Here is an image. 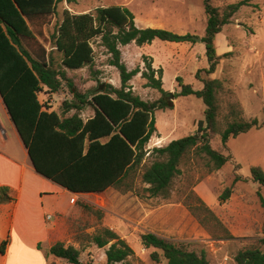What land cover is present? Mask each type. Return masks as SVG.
<instances>
[{"label":"trees","instance_id":"1","mask_svg":"<svg viewBox=\"0 0 264 264\" xmlns=\"http://www.w3.org/2000/svg\"><path fill=\"white\" fill-rule=\"evenodd\" d=\"M63 0H0V94L30 156L36 171L76 194L103 193L115 187L123 191H135L133 177L142 171V181L147 183L145 197L170 196L174 179L181 173L182 159L190 152L208 159L213 169H220L232 157L215 149L211 143L220 136L222 146L229 149V142L239 134L264 125L256 117L245 119L242 106H231V121L222 123L218 94L224 84L213 78L220 62L216 40L225 25L243 6L252 0H240L226 5L215 6L212 0H203L207 15V25L202 42L206 47L209 65L199 69L196 78L203 83L201 89L184 83L178 78L180 91L175 96L196 95L203 99L205 120L200 121L195 133L172 140L165 146L154 147L149 156L147 145L157 131L155 112L174 108L163 87V69L153 66V57L143 55L144 69L140 66L130 69L123 59L122 47L131 43L138 46L151 44L159 39L168 42L195 41L192 34H179L159 27H139L134 12L127 6L112 4L98 6L93 11L73 13L63 12V18L53 34V51L60 53L57 62L52 53L48 60L32 57L22 42L23 37L34 38L28 18L54 12ZM98 44L108 54L107 64L118 69L121 85L107 83L102 90L90 96L75 86L68 70L89 67L95 69ZM141 73L146 78V86L162 93L156 100H145L136 94L131 80ZM158 74V76H156ZM68 85L73 99L64 101L62 113L51 110L39 98L44 90L59 92ZM86 106L94 109L87 119L82 116ZM74 110L73 113L69 114ZM251 180L264 187V169L251 167ZM243 179L236 175L234 181ZM232 187H227L220 196L224 201L230 198ZM264 208V196L258 190ZM8 187L0 188V204L10 202ZM258 246L245 248L235 255L237 264H264V221ZM99 248L106 249V264H135L131 259L135 251L120 235L102 227L91 236ZM142 244L156 251L151 256L161 261L158 250L162 251L164 264H213L205 251L200 253L178 245L154 232L141 236ZM9 236L0 244V253L5 254ZM53 256L67 260L70 264H93L80 260L81 250L74 245L57 241L49 250Z\"/></svg>","mask_w":264,"mask_h":264},{"label":"rangeland","instance_id":"2","mask_svg":"<svg viewBox=\"0 0 264 264\" xmlns=\"http://www.w3.org/2000/svg\"><path fill=\"white\" fill-rule=\"evenodd\" d=\"M240 0H212L215 6L224 8ZM126 4L134 12L140 27H159L179 34L203 37L207 15L203 0H63L53 13L28 18L35 37H23L22 42L33 58L48 60L50 53L59 62L60 53L53 51V34L67 9L73 13L93 11L98 6ZM221 56L213 78L222 80L224 86L218 94L223 125L231 121V106L239 104L245 119L256 117L264 121V0H252L233 16L224 26L216 40ZM96 66L99 74H92L89 67L68 70L77 89L88 96L102 90L107 83L121 85L119 71L108 65L103 47L96 44ZM123 59L130 69H144L143 55L153 57V66L163 69V87L174 108L155 112L157 131L151 137L145 162L154 147L165 146L172 140L193 134L200 121L205 120L206 105L196 95L175 96L180 91L178 78L184 83L201 89L203 83L196 78L199 69L208 67L206 47L203 42H168L159 39L151 44L137 46L135 43L122 47ZM158 76V74L156 75ZM146 78L137 74L131 84L136 94L145 100H156L162 93L146 86ZM103 85V87H102ZM172 93V95L170 94ZM74 95L68 85L59 92L44 90L39 94L42 102L51 110L62 113L64 101ZM74 110L69 112L73 113ZM94 109L86 106L82 116H92ZM213 147L231 159L220 169H213L208 159L192 151L180 164L181 173L174 179L170 196L149 197L145 194L147 183L142 181V171L133 177L136 190L123 191L109 188L103 193L69 194L57 203L62 212L51 213L54 225L53 238L74 245L81 250L80 260L93 264H106V249L99 248L92 235L102 227H110L134 249L135 264H164L156 262L151 254L155 248L142 244L145 232H154L189 250L205 251L213 264H236L235 255L245 248L258 246L262 234L264 208L258 190L264 196V187L251 180V167L264 169V125L239 134L229 142V149L222 146L220 136L211 141ZM236 175L243 179L234 181ZM232 187L230 198L222 201L221 194ZM148 195V193H146ZM75 197V201L72 198ZM8 238L5 219L0 220V244ZM11 238L9 237V242ZM53 264H70L55 257Z\"/></svg>","mask_w":264,"mask_h":264},{"label":"crops","instance_id":"3","mask_svg":"<svg viewBox=\"0 0 264 264\" xmlns=\"http://www.w3.org/2000/svg\"><path fill=\"white\" fill-rule=\"evenodd\" d=\"M1 187H8L14 200L0 204V220L11 238L0 264H53L49 250L60 239L53 238L47 215L65 210L68 204L57 203L74 193L36 171L0 94Z\"/></svg>","mask_w":264,"mask_h":264},{"label":"water","instance_id":"4","mask_svg":"<svg viewBox=\"0 0 264 264\" xmlns=\"http://www.w3.org/2000/svg\"><path fill=\"white\" fill-rule=\"evenodd\" d=\"M193 39L198 41V42H202V37H198V36H193ZM103 87V85H102ZM172 95V93H170Z\"/></svg>","mask_w":264,"mask_h":264},{"label":"built area","instance_id":"5","mask_svg":"<svg viewBox=\"0 0 264 264\" xmlns=\"http://www.w3.org/2000/svg\"><path fill=\"white\" fill-rule=\"evenodd\" d=\"M72 201H75V197L72 198ZM52 217V215L49 213V215H47V218L50 219Z\"/></svg>","mask_w":264,"mask_h":264}]
</instances>
